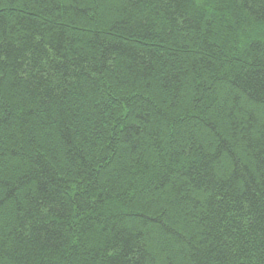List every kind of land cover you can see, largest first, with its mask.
<instances>
[{"label":"trees","instance_id":"16d2710c","mask_svg":"<svg viewBox=\"0 0 264 264\" xmlns=\"http://www.w3.org/2000/svg\"><path fill=\"white\" fill-rule=\"evenodd\" d=\"M0 264H264V0H0Z\"/></svg>","mask_w":264,"mask_h":264},{"label":"snow or ice","instance_id":"6c2138e0","mask_svg":"<svg viewBox=\"0 0 264 264\" xmlns=\"http://www.w3.org/2000/svg\"><path fill=\"white\" fill-rule=\"evenodd\" d=\"M49 78H50V77H49ZM47 82H48L47 80L44 81V83H47ZM36 86L38 87L39 85H36Z\"/></svg>","mask_w":264,"mask_h":264}]
</instances>
